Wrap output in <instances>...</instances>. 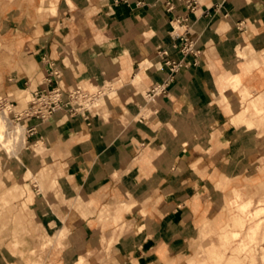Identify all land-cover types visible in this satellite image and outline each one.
<instances>
[{"label":"crops","instance_id":"obj_1","mask_svg":"<svg viewBox=\"0 0 264 264\" xmlns=\"http://www.w3.org/2000/svg\"><path fill=\"white\" fill-rule=\"evenodd\" d=\"M184 11L17 0L2 94L17 111L21 92L57 86L97 104L23 125L29 154L8 157L23 166L0 189V264L251 262L261 226L239 208L264 197V0H201L177 38ZM167 60L184 63L173 80ZM232 221L229 256L199 247Z\"/></svg>","mask_w":264,"mask_h":264},{"label":"built area","instance_id":"obj_2","mask_svg":"<svg viewBox=\"0 0 264 264\" xmlns=\"http://www.w3.org/2000/svg\"><path fill=\"white\" fill-rule=\"evenodd\" d=\"M201 0H166L168 10H174L177 6L185 9L176 18V28L174 36L181 37L180 28L199 7ZM186 41V40H185ZM183 53H197L192 49V45L186 43L182 47ZM163 53L167 54L164 50ZM169 66V80H173L176 74L183 68L182 61L167 60ZM166 89V84L157 85L152 92H160ZM97 96L89 93L81 87H77L69 92H65L60 86L54 88L40 89L31 94L26 102V107L17 111L18 100L12 94L0 95V113H9L11 121H21L24 118H34L40 121H47L55 114L65 113L71 116H86V113L96 106ZM33 128H26V134Z\"/></svg>","mask_w":264,"mask_h":264},{"label":"rangeland","instance_id":"obj_3","mask_svg":"<svg viewBox=\"0 0 264 264\" xmlns=\"http://www.w3.org/2000/svg\"><path fill=\"white\" fill-rule=\"evenodd\" d=\"M26 1L33 2V0H26ZM16 2L17 0H0V70L4 66H6L7 64L6 60L8 59V53H9V49L6 46L7 38H8L7 36L8 35V24H7L8 17L7 16L9 12L15 8ZM3 84H4V79L0 77V95H2L1 90L3 88ZM19 96H20V103H21V108L19 111H21L22 109L26 107V102L28 101V99H30L31 95L29 92H21ZM27 121L28 120L25 118L21 121H12V125L16 126L19 123H21L22 125L27 126L28 125ZM25 137H26V132L21 137L19 142L16 144L17 146L16 154H18V152H20L21 149H23V151L25 152L23 156V160L25 159L26 154H29V149H27V145L22 142L25 139ZM11 156L13 157L14 155H11ZM8 157H10L9 154L5 153V151H0V189H3V188L5 189L7 187L8 180H9L8 173L13 172V169L16 167L23 166V164L18 162L16 159H11ZM260 205H264V197L261 198L256 204L252 202V205L248 207L239 208L241 212H243L249 218V220H251L252 222L254 221L255 224H260L261 226L260 227L261 230L259 233L261 237L258 238V240H256L255 244H252V241L247 240V243H249L250 247L244 248V250H247L246 253L249 255L251 259L250 260L251 262L249 264H264V237H263L264 235V209H263V212L259 213L258 215V212L260 211V209L264 208V206H260ZM4 209H5L4 206H0V214H2ZM251 209H253L254 211L251 212L252 211ZM236 229H239V226L236 225L232 221V223L221 232L204 234L203 237L201 238V242H200L201 244L199 247L200 248L202 247L204 249H210L214 247L215 249L219 251L226 252L228 254L227 256H229L232 251V248L238 245V240L237 239L235 240L234 238H232V231ZM225 232L229 236V241H227L226 237L224 236ZM242 235L244 238V236L246 235V232L243 231ZM202 258L203 257L201 256L200 259Z\"/></svg>","mask_w":264,"mask_h":264},{"label":"bare ground","instance_id":"obj_4","mask_svg":"<svg viewBox=\"0 0 264 264\" xmlns=\"http://www.w3.org/2000/svg\"><path fill=\"white\" fill-rule=\"evenodd\" d=\"M25 132V127L21 123L16 126L12 125L9 113H0V151H5V153L9 154L10 156L17 155L16 144L19 142ZM38 146L39 145H37V147ZM37 147L35 148L36 151L38 150Z\"/></svg>","mask_w":264,"mask_h":264}]
</instances>
